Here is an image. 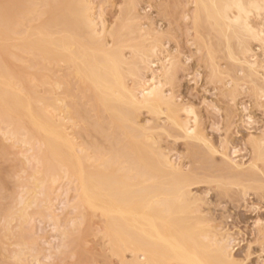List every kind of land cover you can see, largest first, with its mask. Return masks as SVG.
I'll list each match as a JSON object with an SVG mask.
<instances>
[{
	"label": "rangeland",
	"instance_id": "1",
	"mask_svg": "<svg viewBox=\"0 0 264 264\" xmlns=\"http://www.w3.org/2000/svg\"><path fill=\"white\" fill-rule=\"evenodd\" d=\"M83 1L90 7L91 19H96L97 33L104 31L102 37L107 35L106 38L110 39L111 32L123 28L122 34L133 40L126 42L123 48L125 59L130 63L126 69L128 84L132 87L138 82H150L154 76L159 77L164 95L173 97V108L177 112L181 110L180 116L184 119V106L191 107L197 116L199 138L190 139L168 119L167 105L163 106V114L154 115L146 109L139 113L138 124L144 129L136 125V130L145 132L152 139H148V144L156 143V148L150 146L151 150L157 151L160 160L166 157L173 166L164 163V158L162 163L166 166L161 168L164 173L156 176L164 175L155 180L162 178L166 181H159L167 182L175 176L178 177L174 180L188 177L191 180L187 184L188 190L194 198L191 206L197 210L194 216L202 220L200 226L211 230V234L217 233L228 243L236 264H264V70L261 68L264 64L259 65L264 63V47L248 40V48L252 51L244 57L235 35L229 32L234 52V57H230L226 38L217 33L212 23L203 19L196 28L192 0ZM5 7V1L0 0V11ZM37 18L38 22L33 20L26 27H29V31L26 30L29 35L24 37L27 40L20 43V50L28 47L29 52L19 48L17 52V42H13V49L5 53V42L0 41L4 66L11 70L14 79L18 78L15 79L17 83L13 79L14 87L23 90L26 96L17 90L13 93L24 101L33 100L37 111L61 125L65 133L71 135L69 138H73L75 149L78 146L81 161L88 162L84 163L87 172L97 174L105 165L102 166L103 159L93 161L98 154L92 144L95 143L104 153L110 148H107L109 142L89 125L98 122V117L87 100L89 93L86 98L80 91V86L83 89L86 86L63 74V70L66 72L64 66L61 72H57L55 63H49L53 62L52 58L33 48L41 26L49 21L47 13ZM252 20L254 24L264 26V15ZM130 31L134 34L130 35ZM131 44L137 47L135 55ZM10 53L25 62L20 64L17 59L15 62L13 57L10 60ZM165 61L174 64L171 80L163 77ZM254 61L260 67L251 70L247 62ZM28 66L30 70L26 68ZM55 72L61 73L62 79ZM59 79L63 83L60 90L56 84ZM0 80V91L7 90L5 80ZM56 98L65 101H61L65 107L60 101L57 103ZM48 103L53 106L48 107ZM2 114L0 104L1 118ZM8 115L11 126L0 119V264H132V253L127 252L128 249L125 253V246L117 242L114 233H108L103 214L105 204L96 202L91 210L83 202L80 180L72 168L54 169L55 175L47 173L49 164L46 163L50 158L45 136L33 128L22 110ZM60 116H63L62 120ZM104 120V124L108 123L103 126L110 134L112 130L107 127L111 125L106 115ZM258 146H262L261 151ZM115 174L125 182L134 179L132 175ZM150 182L145 185H152L153 181ZM96 207H101L102 213ZM125 217L132 219L131 216ZM127 224L131 226L133 223Z\"/></svg>",
	"mask_w": 264,
	"mask_h": 264
},
{
	"label": "bare ground",
	"instance_id": "2",
	"mask_svg": "<svg viewBox=\"0 0 264 264\" xmlns=\"http://www.w3.org/2000/svg\"><path fill=\"white\" fill-rule=\"evenodd\" d=\"M4 1L6 7L0 11V41L2 43L5 42L7 50H3V52L7 53L10 48L14 47L13 42H17L15 49L18 50L17 48H19L20 50L22 47L20 43L27 40L24 37L29 33L26 31L27 29L29 31V27L26 28L28 24H32L33 20L36 22V19L38 22L37 17L47 13L49 21L41 26L39 39L36 42L34 40L33 48L36 52L39 50L45 55H49L52 58L50 60H53V62L49 63H55L57 72H61L65 67L66 72L64 73L63 70V74H66L67 77L76 78L78 80L77 83L86 86L84 89L80 86L79 88L82 90H79L85 97L89 93L87 100L91 103L93 111L96 112L95 116L98 117V122L95 121L94 124L87 123V125H91L93 127L92 130H95V132H101L102 135L98 132L100 136L105 137L104 140L110 144V146L107 144V148H110L104 154L98 150L100 147L94 142L95 145L89 142L93 147L96 146L98 154L96 159L90 158L93 161L96 160L95 162H98L97 158L103 159L102 166L105 165V168L100 166L101 168L97 167V169H105V173L100 169L97 174L87 172L84 166L86 161H81V157L78 155L80 153L77 154L78 146H76V150L72 142L73 138L72 140L69 138L71 135L66 134L61 125L50 119V117H46L43 112L37 111L32 104L33 100L24 101L13 93L17 90L14 87L16 85L13 82V73L8 67L4 66L6 65L5 60L0 57V77H2L0 79L5 80L7 89L0 91V104L3 108L2 118L0 116V119L8 124V121H10L8 114L16 112V110H22L33 128L45 136V145L50 158V161L48 160L49 162L47 161L48 163H46L47 165L49 164L47 173L49 171L51 174L52 171H55L54 169L58 170L57 168L60 167L62 169L63 167H70L74 170L80 180L78 183L81 184L80 190L83 202L91 210H94L92 207L95 206L96 202L105 204L103 209L105 212L103 211V214H105L104 219H106L108 233H114L117 242L125 246V250L121 247L125 253L126 249H128L127 252L130 251L132 253H130L134 257L132 264H236L234 261L235 257L233 258L234 255H232L228 243L223 241L224 239L221 240V236L216 232V234H211V230L202 228L200 226L202 223L201 218L194 216L197 210H194L191 206L194 198L187 185L191 180L186 176L178 178L179 180L176 179L178 181L174 180L178 176L172 177L173 180L169 178L170 181L167 179V182H164L166 180L162 178L155 180L158 176L162 177L164 175V171L161 168L166 166L164 163L169 160L164 157L166 161L162 158L165 161L162 163L163 160H160V155L157 151L151 150L150 146L154 144H148L150 137L144 132L147 131L146 129L143 131L145 134L136 130V125H140L138 124L139 113L146 109L154 115L163 114V106L167 105L168 119L178 126L186 137L190 139L199 138L197 135V116L194 110L188 106L181 108L184 119L182 118L183 116H180L181 110L177 112L173 108V106L175 107L172 104L175 102L172 99L173 97L167 98L164 95L162 82L159 77L154 76L152 81L143 84L138 82L132 87L128 84L126 69L130 66V63L125 59L123 48H125L124 44L126 42L133 40L129 39L130 36L122 34L123 28L111 32L109 35L110 39L106 38L107 35L102 37L104 31H101V34H99L100 32L97 33L95 27L97 24H95L96 22L94 23L96 19L94 21L91 19L90 7L88 8V5L83 0ZM192 4L194 5V23L196 28L201 25L203 19L212 23L217 33L226 38L230 57H234V52L231 50L229 32L235 35L244 57L252 51L248 48V40H252V42L254 41L264 47V26L256 25L257 23L254 24L252 20V18H260L264 15V0H192ZM129 34L133 35L134 32L130 31ZM131 48H135V55L137 47L131 44ZM25 49L22 50L25 52L30 50H27L28 47ZM153 51L155 53V50ZM9 55L11 56L12 54L10 53ZM12 57H9V59ZM23 58L25 59V57ZM12 59L20 64L23 62H20L16 57ZM247 63L251 70L264 64L259 63L258 65L257 61ZM173 66L172 62L166 64L165 61L163 77L168 80L174 77ZM26 68L30 70L31 67L28 66ZM261 68L264 70V65ZM57 72H55V75L59 74L60 76L61 73L57 74ZM59 76L55 77L58 78ZM15 79L14 81H16ZM56 84L60 90V86L63 85L62 80ZM17 87L19 88V86ZM82 87L84 86L82 85ZM22 91L17 90V93H22ZM31 93L32 95L35 94ZM22 94L24 96V93ZM140 94L141 97H139ZM26 98L28 99V94ZM56 101L58 103L60 99L56 98ZM62 102L65 103V101ZM64 107L62 109H66ZM47 109L49 110V108ZM59 111L54 112L57 113ZM105 115L111 125V127H107L109 124L106 126L109 131L112 130L110 134L106 132L107 130L103 126L108 123H103V121L107 120H104ZM62 118L60 116L61 120ZM89 119H87L88 122ZM8 125L11 126L10 123ZM15 125L18 127V124ZM19 126L21 127V125ZM141 127L144 129V126ZM95 132L93 131L92 133ZM89 137L91 138V135ZM29 140L31 141L32 139ZM149 140L151 141L152 139ZM154 147L156 148V143ZM261 149L262 146H258V150L261 151ZM92 150L95 151L94 148ZM262 150L264 153V149ZM95 153L93 152V154ZM258 153L262 154V152ZM86 155L88 156V154ZM105 157H107V160ZM121 162L123 165H121ZM170 164L168 162V165L172 166ZM93 167L91 168L93 169ZM170 170L173 171L175 169ZM60 172H58V175ZM115 172L124 176L132 175L131 178L134 179H130V182H125L114 176L116 175ZM161 172H163L162 175L156 176L158 173L161 174ZM52 173L54 174V172ZM168 173L171 174L170 172ZM166 176L164 177L166 178ZM168 176L171 177V175ZM129 178L130 176H128ZM161 179L164 181H159ZM151 180L153 183H151ZM147 182L152 185H145ZM133 189L136 191H133ZM100 209L97 210L102 213V209ZM111 213L118 216L114 217ZM124 215L131 216L132 219L128 220ZM130 221L133 223L131 226L127 224ZM107 230L105 229L106 232ZM218 237L220 239H217Z\"/></svg>",
	"mask_w": 264,
	"mask_h": 264
}]
</instances>
